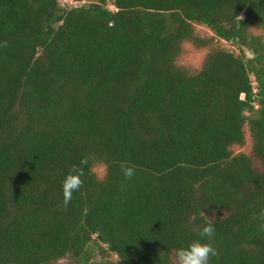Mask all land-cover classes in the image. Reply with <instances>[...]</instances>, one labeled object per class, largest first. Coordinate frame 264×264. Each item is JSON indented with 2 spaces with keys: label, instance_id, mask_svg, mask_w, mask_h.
Wrapping results in <instances>:
<instances>
[{
  "label": "trees",
  "instance_id": "16d2710c",
  "mask_svg": "<svg viewBox=\"0 0 264 264\" xmlns=\"http://www.w3.org/2000/svg\"><path fill=\"white\" fill-rule=\"evenodd\" d=\"M69 1L0 0V264H264V0Z\"/></svg>",
  "mask_w": 264,
  "mask_h": 264
},
{
  "label": "clouds",
  "instance_id": "9594fccd",
  "mask_svg": "<svg viewBox=\"0 0 264 264\" xmlns=\"http://www.w3.org/2000/svg\"><path fill=\"white\" fill-rule=\"evenodd\" d=\"M83 164H87L88 161L85 159L82 161ZM102 165L94 166L91 171L96 172L97 168ZM81 172L79 175H82ZM77 176H68L63 182V194L64 202L67 204L71 200L73 191L78 190L81 187L82 181ZM125 175L131 177L133 171L131 168L125 169ZM214 235V227L208 225L202 229L201 237L208 238L211 241ZM216 250L212 247L211 243H201L200 241L193 242L187 248H180L176 251V262L177 264H209L210 256H215Z\"/></svg>",
  "mask_w": 264,
  "mask_h": 264
},
{
  "label": "rangeland",
  "instance_id": "374dc122",
  "mask_svg": "<svg viewBox=\"0 0 264 264\" xmlns=\"http://www.w3.org/2000/svg\"><path fill=\"white\" fill-rule=\"evenodd\" d=\"M197 32L199 35H205V34H211L209 32V30H207L206 28H201V27H197ZM223 47L227 50H232L231 46L229 44L226 43H222ZM187 52L183 57V64L186 67H190V68H195L199 65L201 59H202V54L199 53H195L193 50H191L189 47L186 48ZM101 172V171H99Z\"/></svg>",
  "mask_w": 264,
  "mask_h": 264
},
{
  "label": "water",
  "instance_id": "95a60500",
  "mask_svg": "<svg viewBox=\"0 0 264 264\" xmlns=\"http://www.w3.org/2000/svg\"><path fill=\"white\" fill-rule=\"evenodd\" d=\"M91 3H99V0H91ZM241 20H243V18H240Z\"/></svg>",
  "mask_w": 264,
  "mask_h": 264
},
{
  "label": "built area",
  "instance_id": "2783aa9c",
  "mask_svg": "<svg viewBox=\"0 0 264 264\" xmlns=\"http://www.w3.org/2000/svg\"><path fill=\"white\" fill-rule=\"evenodd\" d=\"M64 3H69L70 5H72V3L69 0H61Z\"/></svg>",
  "mask_w": 264,
  "mask_h": 264
}]
</instances>
